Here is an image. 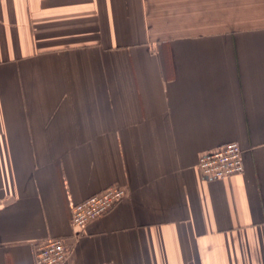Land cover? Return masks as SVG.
<instances>
[{
  "label": "crops",
  "instance_id": "1",
  "mask_svg": "<svg viewBox=\"0 0 264 264\" xmlns=\"http://www.w3.org/2000/svg\"><path fill=\"white\" fill-rule=\"evenodd\" d=\"M234 141L244 172L202 176ZM52 238L64 264H264V0H0V264Z\"/></svg>",
  "mask_w": 264,
  "mask_h": 264
},
{
  "label": "built area",
  "instance_id": "2",
  "mask_svg": "<svg viewBox=\"0 0 264 264\" xmlns=\"http://www.w3.org/2000/svg\"><path fill=\"white\" fill-rule=\"evenodd\" d=\"M202 176L210 180L224 179L244 172L243 150L238 142H229L201 154L197 164ZM127 188L108 187L73 206L71 223L74 228H83L89 222L111 212L127 195ZM69 257V248L63 238H52L39 245L36 264H64Z\"/></svg>",
  "mask_w": 264,
  "mask_h": 264
}]
</instances>
